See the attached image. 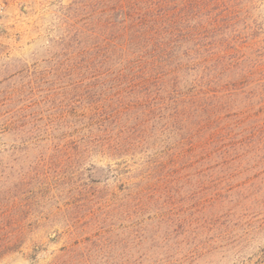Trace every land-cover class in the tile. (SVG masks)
Segmentation results:
<instances>
[{"label": "rangeland", "instance_id": "rangeland-1", "mask_svg": "<svg viewBox=\"0 0 264 264\" xmlns=\"http://www.w3.org/2000/svg\"><path fill=\"white\" fill-rule=\"evenodd\" d=\"M83 5L0 0V264H264V0H192L194 74L224 70L198 113L209 157L185 162L157 122L117 159L77 148L110 94L65 56Z\"/></svg>", "mask_w": 264, "mask_h": 264}, {"label": "trees", "instance_id": "trees-1", "mask_svg": "<svg viewBox=\"0 0 264 264\" xmlns=\"http://www.w3.org/2000/svg\"><path fill=\"white\" fill-rule=\"evenodd\" d=\"M83 1L85 25L64 38L65 56L73 71L80 68L99 85L101 95L106 86L110 94L85 106L77 148L86 158L98 154L117 159L134 144L141 145L149 123L157 122L169 130L173 126L180 161L207 159L210 134L198 113L208 84L224 69L211 76L202 66L194 74L192 0ZM72 6L68 9L73 12L77 8ZM88 174L94 182L109 176L95 165Z\"/></svg>", "mask_w": 264, "mask_h": 264}]
</instances>
